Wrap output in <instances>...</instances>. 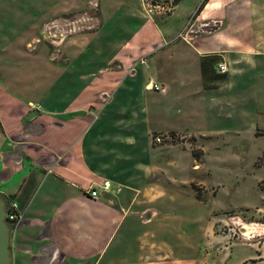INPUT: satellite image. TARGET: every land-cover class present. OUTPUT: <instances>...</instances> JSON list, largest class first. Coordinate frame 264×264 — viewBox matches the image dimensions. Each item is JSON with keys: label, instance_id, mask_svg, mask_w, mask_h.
Returning a JSON list of instances; mask_svg holds the SVG:
<instances>
[{"label": "crops", "instance_id": "crops-1", "mask_svg": "<svg viewBox=\"0 0 264 264\" xmlns=\"http://www.w3.org/2000/svg\"><path fill=\"white\" fill-rule=\"evenodd\" d=\"M243 2L206 0L190 39L171 41L181 26L168 28L155 57L128 41L112 57H72L70 29L44 59L59 64L57 97L50 81L44 86L49 73L35 86L28 57L0 45V198L13 197L23 211L10 264H209L207 254L179 255L176 217L162 209L191 183L204 190L200 177L183 174L179 147L187 143L192 155L195 136L264 132V94L254 86L259 0ZM13 58L26 62L19 70L30 84L10 83ZM224 105L233 124L211 126ZM103 180L109 187L97 198L83 192Z\"/></svg>", "mask_w": 264, "mask_h": 264}, {"label": "rangeland", "instance_id": "rangeland-1", "mask_svg": "<svg viewBox=\"0 0 264 264\" xmlns=\"http://www.w3.org/2000/svg\"><path fill=\"white\" fill-rule=\"evenodd\" d=\"M202 1L178 0L172 4V0H0V45L18 49L28 57L27 62L32 63V71L38 77L35 86L36 83L42 85L44 73H49L44 86L50 81L51 91L56 92L57 97L59 64L48 65L44 59L49 49H57L60 38L68 35L70 29H77L73 38L78 40L72 48V57H112L124 41L146 46L151 49L148 56L155 57L162 55L158 52L160 46L155 48V43L167 36L163 31L168 28L181 26L170 37L171 41L190 39L192 34L188 30ZM238 1L246 4L245 1L253 0ZM201 9L202 6L199 11ZM37 14L40 15L35 24ZM254 19L259 25L254 36V51L260 52L256 57H261L254 74V86L261 88L262 97L264 0H259ZM23 63L26 62L13 58L6 65L10 83L17 84L22 79V85L30 84L31 79L19 70ZM69 64L75 65L71 61ZM262 101L261 111L264 112V99ZM214 119L211 126L220 122V126L229 128L234 122L225 118V105L221 118L215 116ZM195 137L197 142L190 141L193 156L186 143L183 152L179 147L182 154L178 160L188 165L184 175L202 179L204 190L191 183L192 191L179 189L173 194H177V205L162 209L171 214L168 216L176 217L179 255L193 253L201 258L207 254L209 264H264V132L258 136L246 128L237 135ZM192 157L199 164L193 169L198 170H191L188 164ZM191 193L204 198L198 201ZM218 218L224 221H216Z\"/></svg>", "mask_w": 264, "mask_h": 264}, {"label": "built area", "instance_id": "built-area-1", "mask_svg": "<svg viewBox=\"0 0 264 264\" xmlns=\"http://www.w3.org/2000/svg\"><path fill=\"white\" fill-rule=\"evenodd\" d=\"M182 36V35H181ZM224 64L222 62H219L217 64V70L219 73L224 72ZM148 88L157 89V86L148 83L146 85ZM162 135H152L151 139L154 143H160L162 141ZM109 187V181L103 180L100 185H88L86 189H84V193L88 195L90 198L95 199L99 195V190H107ZM3 200V208H4V215H3V221L5 222L7 228H8V234L9 237L13 235L14 231L18 227L19 223L22 220L23 211L18 206V203L13 199L11 196H5L2 198Z\"/></svg>", "mask_w": 264, "mask_h": 264}, {"label": "water", "instance_id": "water-1", "mask_svg": "<svg viewBox=\"0 0 264 264\" xmlns=\"http://www.w3.org/2000/svg\"><path fill=\"white\" fill-rule=\"evenodd\" d=\"M4 208L3 200L0 198V264H10L11 253L9 242L8 228L3 221Z\"/></svg>", "mask_w": 264, "mask_h": 264}, {"label": "trees", "instance_id": "trees-1", "mask_svg": "<svg viewBox=\"0 0 264 264\" xmlns=\"http://www.w3.org/2000/svg\"><path fill=\"white\" fill-rule=\"evenodd\" d=\"M178 0H172V4H175ZM206 2V0H203L199 6V8ZM199 8L197 10H199Z\"/></svg>", "mask_w": 264, "mask_h": 264}]
</instances>
